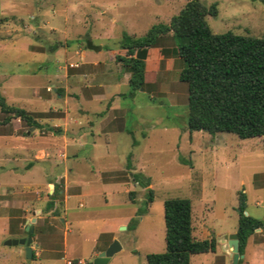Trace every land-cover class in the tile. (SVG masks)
Segmentation results:
<instances>
[{
	"label": "rangeland",
	"instance_id": "374dc122",
	"mask_svg": "<svg viewBox=\"0 0 264 264\" xmlns=\"http://www.w3.org/2000/svg\"><path fill=\"white\" fill-rule=\"evenodd\" d=\"M186 1L0 0V94L41 124L35 128L16 117L4 121L0 111V264L86 263L92 258L80 262L71 257L79 249L72 235L81 224L75 220L83 221L88 214L97 221L89 226L100 224L104 216L121 218L114 238L120 248L107 264H146V254L165 248L163 202L170 197L189 198L193 235L213 236L217 242L215 251L191 255L190 264H231L224 235L236 231L238 190L246 194L247 214L264 218L261 139L188 130L187 86L178 77L180 62L161 53V48L172 46L170 37L148 50L146 84L133 93L128 73L114 59L121 52L123 31L141 36L152 24L169 22ZM202 1L217 3V14L206 16L213 32L264 34V0ZM87 39L101 49L86 48ZM115 102L125 108L120 119L125 129L92 136L95 114ZM34 163L39 168L29 174ZM64 169L94 191L81 199L84 207L78 206V197L69 199L73 210L67 217L73 221L66 224V255L61 253L59 219L64 180L53 183ZM132 173L140 178L134 181ZM114 179L124 184L102 182ZM54 189L58 192L52 196ZM50 202L57 205L49 208ZM38 208L43 212L33 223L35 253L28 259L23 246L4 242L28 236L26 220ZM55 208L58 215L52 214ZM10 228L19 233H10ZM109 239L99 237L100 242ZM42 247L54 251L46 253ZM257 248L264 257V229L248 238L240 264H260L259 256L253 258Z\"/></svg>",
	"mask_w": 264,
	"mask_h": 264
},
{
	"label": "trees",
	"instance_id": "16d2710c",
	"mask_svg": "<svg viewBox=\"0 0 264 264\" xmlns=\"http://www.w3.org/2000/svg\"><path fill=\"white\" fill-rule=\"evenodd\" d=\"M217 11L216 2L206 5L202 0H187L169 22L152 24L141 36L123 31L119 40L121 52L114 59L128 73V85L133 93L146 84L148 50L170 37L172 46L161 48V53L175 56L180 62L178 77L187 86L188 130H203L209 134L229 132L242 139L258 137L264 155V34L255 36L230 30L215 33L206 16H215ZM86 48L99 50L101 46L87 39ZM0 111L4 121L16 117L35 128L41 126L31 112L7 103L1 94ZM127 168L131 167L127 165ZM131 177L135 181L139 176L132 173ZM144 183L148 185V179ZM57 192L58 189H54L51 195ZM148 195L151 201L150 188ZM237 200L235 232L239 253L244 254L248 238L255 229H264V218L247 214V197L242 189L237 191ZM48 207H54V202L48 203ZM141 211L139 208L138 214ZM163 213L165 248L146 254V264H190L191 255L215 251V237L198 239L192 233L189 198L165 199ZM52 214L58 215V210L53 209ZM9 232L19 233L12 228ZM25 232L32 236L33 232ZM240 262L241 259L238 264Z\"/></svg>",
	"mask_w": 264,
	"mask_h": 264
},
{
	"label": "crops",
	"instance_id": "0c3cea01",
	"mask_svg": "<svg viewBox=\"0 0 264 264\" xmlns=\"http://www.w3.org/2000/svg\"><path fill=\"white\" fill-rule=\"evenodd\" d=\"M96 97H97V95H93V98H96ZM125 115H126V111H125L124 106H122V104H119L117 102L112 103V104H109V103L104 104V107H102V109L99 110L95 114V120L93 121V124L91 123V125H90L91 135L93 136L95 133H97L96 135L102 134L104 136H107L108 134L117 133L119 131L124 130L125 127H124L123 122L121 124V120L125 117ZM119 120H120V122H119ZM48 126H49V124H46V127H48ZM53 126L60 127V124H53ZM50 127L51 126H49L48 128L50 129ZM50 130H52V128ZM52 133L54 134V132H52ZM57 133L62 134V133H60V131H58ZM61 136H64V133ZM95 144H96V140L93 141L92 146H95ZM74 155H75L74 157H76L77 153ZM38 168H39L38 163H34L33 167L28 171V173L30 174V173L34 172V174H35L36 169H38ZM67 172H70L69 169H67V171L64 169L62 171V173H59L55 176L52 174H50V175L45 174L44 175V176H47V179H49V180H51L52 178L55 177L53 180V183L57 182L59 178H62L64 180L63 189L59 190L60 192H63V194H64L63 195V205H62L63 215L59 216L60 222H62L61 225L63 224L61 226V230H62L61 253H62V255H66V253L68 252L67 251L68 247H69L68 246V238H67V235H68L67 232L69 231V229H66V224L67 223L70 224L73 221V220H71V222L68 221V217H67L69 211L72 209V207H70L68 204L70 197H78L79 198L77 201L78 206L84 207L85 204L82 203L81 199L85 196H90V195L94 194L93 189L90 188V186L86 182L81 180L80 177L76 176V178H75L73 175L69 176ZM102 182L107 183V184H116V185H123L124 184L123 181H120L117 179L102 181ZM53 183L51 181H48L47 185L48 186L53 185L55 187V185ZM0 186H1V184H0ZM49 191H50V189H49ZM97 192L105 193V192H102L101 190L97 191ZM104 202L107 203L105 196H104ZM54 204L57 205V202H55ZM36 210H39L38 213L43 212V210L40 208H38ZM36 210H35V213L33 215H31V217H29L28 220H26L27 222H30L33 217L35 218L34 222L31 223L32 227H33V223L37 222L38 213H36ZM7 218L8 217H6V218L4 217V218H2V220L5 221V220H7ZM119 220H121V218H112L111 219V217H109V216H104L100 219V221H101L100 224L94 225V226L87 225L89 223L97 222L95 220H92V218H90L89 214L84 217L83 221L75 220V221H77L76 222L77 225L81 224V225H79V227L77 226L79 228L78 232H76L74 235H72L74 237L73 238L74 242H76L79 249H77L74 257H71V258H77L80 262H82V261H85V260H88L90 258L95 257L98 252L104 250L108 246V244L116 237L115 226L117 225ZM2 230L4 231L3 228H2ZM102 234L107 235L108 237H110V239L100 242L99 237ZM218 243H219V241H218ZM34 245L39 246V243L34 242ZM23 251L25 253V250H23ZM41 251H44L46 253L51 252V254H52V251H54V250L50 249V248L42 247ZM32 252L35 253V247H33V245H32ZM253 253H254L253 258L255 259L256 257L259 256V258H260L259 263L264 264V257H263V255H261L260 249L259 248L255 249V251Z\"/></svg>",
	"mask_w": 264,
	"mask_h": 264
},
{
	"label": "water",
	"instance_id": "95a60500",
	"mask_svg": "<svg viewBox=\"0 0 264 264\" xmlns=\"http://www.w3.org/2000/svg\"><path fill=\"white\" fill-rule=\"evenodd\" d=\"M39 210H36L38 213ZM246 213V212H245ZM35 218L33 217L30 222H27L24 229L25 231L33 232V227L31 223L34 222ZM120 228H125V226H121ZM259 229V228H257ZM224 238L227 240L228 247L231 251V264H238L239 259L243 257V254L239 253L238 250V239L236 232L224 235ZM6 245H19L23 246L25 250L26 258H31L32 255V236L28 235L26 237L19 238H7L4 242ZM120 248V245L116 239H113L108 246L97 253L95 257L91 260L87 261L84 264H107L110 257Z\"/></svg>",
	"mask_w": 264,
	"mask_h": 264
},
{
	"label": "built area",
	"instance_id": "2783aa9c",
	"mask_svg": "<svg viewBox=\"0 0 264 264\" xmlns=\"http://www.w3.org/2000/svg\"><path fill=\"white\" fill-rule=\"evenodd\" d=\"M70 264V262H68Z\"/></svg>",
	"mask_w": 264,
	"mask_h": 264
}]
</instances>
